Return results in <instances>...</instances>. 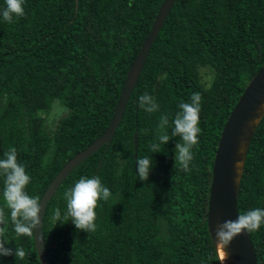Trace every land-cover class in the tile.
<instances>
[{
	"label": "trees",
	"instance_id": "trees-1",
	"mask_svg": "<svg viewBox=\"0 0 264 264\" xmlns=\"http://www.w3.org/2000/svg\"><path fill=\"white\" fill-rule=\"evenodd\" d=\"M162 2L78 0L76 9L75 0H25L23 17L9 24L0 15V158L17 149L31 177L29 195L41 198L65 162L105 130ZM5 7L0 0V10ZM263 62L264 0H175L110 144L72 170L45 207L49 263L222 264L206 223L213 158L224 123ZM202 68L212 73L209 86ZM194 92L202 96L201 132L185 172L175 165L179 137L158 153L150 145L158 142L161 115L169 117L171 137L179 104ZM144 93L155 97L157 112L139 107ZM54 99L68 112L47 133L42 113ZM144 157L153 161L147 181L138 178L137 160ZM97 176L111 196L96 209V230L78 231L64 219V193L80 177ZM3 186L0 177V207ZM236 205L239 214L264 208V115L249 145ZM248 234L257 263L264 264V226ZM5 239L6 248H23L26 255L0 256V264H41L33 236L17 237L10 220Z\"/></svg>",
	"mask_w": 264,
	"mask_h": 264
},
{
	"label": "clouds",
	"instance_id": "clouds-1",
	"mask_svg": "<svg viewBox=\"0 0 264 264\" xmlns=\"http://www.w3.org/2000/svg\"><path fill=\"white\" fill-rule=\"evenodd\" d=\"M25 0H5L6 7L0 10L4 21L11 24L13 19L25 15ZM202 96L200 92L191 95L190 102H181L179 111L172 120L171 137L167 134L169 125L168 115H161L158 124L160 134L156 137L158 142L150 145L152 153L161 152L160 146L166 145L172 137H179L182 143L175 145V165L178 163L181 170L191 171L190 164L194 159L193 148L199 144L200 118ZM139 107L146 113H155L159 110V104L154 96L144 93L138 97ZM153 161L149 157L138 158V178L147 181L150 175ZM174 165V167H175ZM239 167V162H237ZM0 177L4 178L2 198L4 205L0 207V256L15 255L16 259H23L26 255L23 248H6L5 239L9 220L17 237H32L34 230L40 223L41 202L38 196H31L26 191L31 183V177L25 167L18 162L17 149L10 147L4 158H0ZM111 196L110 190L105 187L100 178L80 177L64 193L67 202V211L64 219L71 220L78 231L86 233L96 230V209L100 201H107ZM5 208L10 216L6 215ZM58 221L61 219L59 209L55 212ZM264 226V208H254L239 214L235 220H226L217 226L215 239L218 247L226 248L231 241L242 233L258 231ZM227 257V253H226Z\"/></svg>",
	"mask_w": 264,
	"mask_h": 264
},
{
	"label": "water",
	"instance_id": "water-1",
	"mask_svg": "<svg viewBox=\"0 0 264 264\" xmlns=\"http://www.w3.org/2000/svg\"><path fill=\"white\" fill-rule=\"evenodd\" d=\"M175 0H163L155 15L150 30L137 55L127 70L124 83L113 109V115L105 130L84 149L69 158L56 173L41 195L40 223L33 234V242L41 264H50L45 251L42 219L45 207L63 180L101 146L110 144L118 127L126 103L137 84L138 77L150 52L153 41L166 20ZM78 0H75L77 9ZM264 115V62L245 86L231 110L217 142L207 208V228L213 245L218 250L215 232L226 220H235L239 215L236 200L249 145L262 116ZM136 131L133 135L134 155L137 153ZM239 162V167H237ZM101 161L98 163V167ZM225 264H258L253 244L247 232L236 236L226 247H221ZM227 253V257H226ZM219 254V253H218ZM221 259V258H220ZM222 262V259H221ZM223 264V263H222Z\"/></svg>",
	"mask_w": 264,
	"mask_h": 264
},
{
	"label": "rangeland",
	"instance_id": "rangeland-1",
	"mask_svg": "<svg viewBox=\"0 0 264 264\" xmlns=\"http://www.w3.org/2000/svg\"><path fill=\"white\" fill-rule=\"evenodd\" d=\"M201 80L205 86H209L212 80V73L207 68H202L200 71ZM68 109L57 99L51 102L50 108L47 112L42 113L43 117V129L47 133H52L57 126L60 119L66 115ZM52 154V146L49 148L47 154L45 155V161H48Z\"/></svg>",
	"mask_w": 264,
	"mask_h": 264
},
{
	"label": "bare ground",
	"instance_id": "bare-ground-1",
	"mask_svg": "<svg viewBox=\"0 0 264 264\" xmlns=\"http://www.w3.org/2000/svg\"><path fill=\"white\" fill-rule=\"evenodd\" d=\"M218 253H219L220 258L222 259V263L225 264L224 253H223L221 247H218Z\"/></svg>",
	"mask_w": 264,
	"mask_h": 264
}]
</instances>
